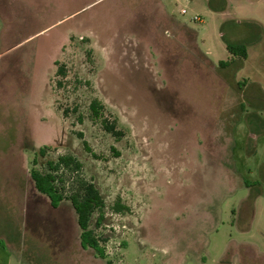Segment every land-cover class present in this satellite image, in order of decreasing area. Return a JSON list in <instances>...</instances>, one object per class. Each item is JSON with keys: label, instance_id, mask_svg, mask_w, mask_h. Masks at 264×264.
<instances>
[{"label": "rangeland", "instance_id": "1", "mask_svg": "<svg viewBox=\"0 0 264 264\" xmlns=\"http://www.w3.org/2000/svg\"><path fill=\"white\" fill-rule=\"evenodd\" d=\"M226 41L240 64L219 67ZM42 145L39 164L72 152L103 196L104 258L34 187ZM1 239L7 264H264V0H0Z\"/></svg>", "mask_w": 264, "mask_h": 264}, {"label": "trees", "instance_id": "2", "mask_svg": "<svg viewBox=\"0 0 264 264\" xmlns=\"http://www.w3.org/2000/svg\"><path fill=\"white\" fill-rule=\"evenodd\" d=\"M183 30L186 31L183 27H180L178 29L179 34L176 33L173 38L176 40L177 47L183 53L185 52L189 57H193V54L196 53L195 40H193V35L190 32L186 36L182 32ZM187 38L189 39L188 42L186 41ZM192 43L193 46H191ZM225 45L230 53V57L226 60H220L219 67H228L234 63L240 64L241 60L246 57L245 44L242 42L226 41ZM58 63L59 61L56 60L55 64L57 67L55 73L65 76L66 69L64 64L58 65ZM58 83L60 84L61 82L59 81ZM88 106L91 119L94 121L99 120L100 125L106 132L119 138L122 131L116 128L115 119L109 120L104 114V105L101 101L97 97H93ZM63 113H65V110ZM75 134L81 139L84 150L97 157L98 155L93 152L89 142L84 138L83 132L75 131ZM47 149H49L47 145L40 146L30 161L29 175L34 187L48 198L52 207H58L63 200H68L71 203L80 228L79 239L81 246L91 248L95 256L104 258V246L100 244L101 238L94 233L93 228L99 225L103 219L105 207L103 196L95 183L84 175L83 162L74 153H59L53 158H46L42 164H39L38 157H45ZM112 208L115 211L128 209L125 204L120 202L119 198L115 200ZM93 213H96V217L94 226L91 227ZM0 249L3 250L4 254V258H0V264H7L9 253L2 240H0ZM105 264H110V260L106 259Z\"/></svg>", "mask_w": 264, "mask_h": 264}, {"label": "built area", "instance_id": "3", "mask_svg": "<svg viewBox=\"0 0 264 264\" xmlns=\"http://www.w3.org/2000/svg\"><path fill=\"white\" fill-rule=\"evenodd\" d=\"M181 12L184 13V12H186V10H185L184 8H182V9H181ZM193 19H197V20H199V17H198L197 15H194V16H193Z\"/></svg>", "mask_w": 264, "mask_h": 264}, {"label": "crops", "instance_id": "4", "mask_svg": "<svg viewBox=\"0 0 264 264\" xmlns=\"http://www.w3.org/2000/svg\"><path fill=\"white\" fill-rule=\"evenodd\" d=\"M187 42L189 41V39L187 38V40H186ZM1 240H3V239H1ZM79 242H80V240H79ZM5 244V243H4ZM81 245V244H80ZM5 246H6V244H5ZM6 248H7V251L10 253V251L8 250V247L6 246ZM84 248V247H83ZM8 259H9V257L7 258V262H8Z\"/></svg>", "mask_w": 264, "mask_h": 264}, {"label": "flooded vegetation", "instance_id": "5", "mask_svg": "<svg viewBox=\"0 0 264 264\" xmlns=\"http://www.w3.org/2000/svg\"><path fill=\"white\" fill-rule=\"evenodd\" d=\"M55 208V207H54Z\"/></svg>", "mask_w": 264, "mask_h": 264}]
</instances>
